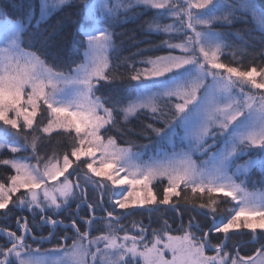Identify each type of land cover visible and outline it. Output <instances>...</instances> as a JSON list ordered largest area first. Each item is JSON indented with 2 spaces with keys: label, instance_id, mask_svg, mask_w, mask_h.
I'll use <instances>...</instances> for the list:
<instances>
[{
  "label": "snow or ice",
  "instance_id": "6c2138e0",
  "mask_svg": "<svg viewBox=\"0 0 264 264\" xmlns=\"http://www.w3.org/2000/svg\"><path fill=\"white\" fill-rule=\"evenodd\" d=\"M80 3L87 17L77 29L86 37L81 41L84 59L67 73L50 65L44 53L22 46L23 20L0 24V155L14 154L0 159V166L14 170L0 179V218L11 220L14 211L31 217L16 215L15 230L0 225V238H6L0 243V264H264V193L245 187L253 167L259 166L264 178V68L241 71L221 62L224 49L233 45L225 33L214 30L216 24L231 27L238 13L248 12L264 30V11H258L251 0H242L238 6L228 0ZM70 4L71 0L53 4L44 0L41 15ZM137 8L154 11L152 19L145 21L147 30L168 37L160 45L167 54L139 61L146 65L142 69L133 63L130 74L117 75L113 68L121 65H113L109 57L117 51L113 29L121 12L127 17ZM166 18L173 22L162 23ZM142 51L146 50L134 55ZM125 79L135 81L137 89L127 103L96 95L101 81ZM145 110L153 123H146L140 132L126 127ZM178 128L184 133L181 141L195 139L202 154L222 144L203 162L211 163L210 169L199 167L187 154L177 161L175 152L164 153L165 160L140 165L135 161L141 153L132 151L134 142L121 147L115 136L108 135L115 131L120 136L150 138L151 133L172 141L179 136ZM58 130L72 139L63 149L57 142L49 155L46 142L50 144ZM29 149L28 156L15 155ZM245 155L249 159L236 163ZM32 160L35 163L26 162ZM240 176L245 179L237 183ZM164 178L167 185L158 198L153 181ZM213 193L237 201L235 207L224 210L229 216L219 221L214 214L221 201ZM165 206L181 216V207L207 209L213 224L203 230L190 217L187 226L182 225L183 234L173 236L164 220L161 229H151V238L150 225L142 221L133 220L131 229L121 224L138 209L151 215ZM82 209H87L84 216ZM99 223L103 230L93 236ZM45 229L47 235L42 234ZM58 229H63V235H57ZM239 229L250 230L251 242L259 244L253 255H240L241 244L236 242L234 254L226 250L230 232ZM132 230L137 234L131 235ZM209 232L223 233L224 239L213 245ZM53 239L57 243L44 253L50 258H38L41 246ZM206 249L215 255H206ZM166 250L171 259L165 258Z\"/></svg>",
  "mask_w": 264,
  "mask_h": 264
},
{
  "label": "trees",
  "instance_id": "16d2710c",
  "mask_svg": "<svg viewBox=\"0 0 264 264\" xmlns=\"http://www.w3.org/2000/svg\"><path fill=\"white\" fill-rule=\"evenodd\" d=\"M229 3L235 5L238 0H228ZM258 4L264 9V0H258ZM39 0H0V20H23L26 31L23 33V47L30 51H38L44 53V59L50 65H54L57 71H63L67 73L70 68H74L76 64L83 62L84 46L81 41H86V37L82 33H78L77 29L80 27L81 22L85 21V9L80 0H71L70 5L63 6L61 9H56L46 18L40 19L38 17ZM154 11L144 8H137L135 12L127 13V17L121 12L120 22L114 27L115 32L114 40L117 51L115 53H109L110 60L113 65H121L119 68H113V72L117 75L127 76L130 74L132 69L129 65L135 63V67L138 69L144 68L146 65L139 63V61L147 59L148 57L159 56L166 54V49L160 47L161 42L168 39L164 34L150 33L147 30L145 21L152 19ZM239 19L233 22L231 27H223L220 24H216L214 27L215 31L225 33L227 35V41L233 45L231 48L224 49V54L221 58V62L228 64L229 66L237 67L241 71H247L252 66L260 71L264 68V56L260 55L261 51H264V30L258 29L253 19L248 13H238ZM171 18H166L162 23H172ZM243 37V41L238 39ZM244 41H247L245 44ZM155 49V50H150ZM142 51L140 55H134L138 51ZM126 61V62H125ZM259 81V77H257ZM102 87L100 91L96 93L98 96L111 98L114 100H122L127 103L128 99L135 97L137 89L136 82L130 80H123L117 83H105L101 81ZM121 124H123V118L120 117ZM46 123V120H45ZM146 123H153L151 113L147 110L141 112L138 117L131 118L130 122L126 127L135 129L137 132L143 130V126ZM156 127L163 128V123H156ZM108 135L115 136L117 143L121 146L128 147L127 141H132L136 146L133 147L134 152L141 153L142 156L146 157L154 154V150L159 148L167 147L166 139L161 140L156 137L155 134H149L150 138H145L142 135H132L129 133L125 136L118 135L117 132H109ZM71 137L64 134L62 131H57L52 134L51 143L46 146L48 154H51V149L57 147L59 142V148L63 149L67 146ZM219 144V143H218ZM147 147H144V146ZM217 147V146H216ZM31 150L21 151L15 154L18 157H24L30 155ZM43 152V150H42ZM255 152H253L254 154ZM252 154V155H253ZM12 153L4 151L0 155V159L13 158ZM246 160L245 157L241 156L236 163H243ZM28 163H35L34 160L26 161ZM10 174H14V170H10L7 167L0 166V179H4ZM245 179L244 176H240L237 182ZM167 185V180L164 178L161 181H153V191L159 198L162 194V189ZM245 187L249 190L262 191L264 189V178H262V169L259 166L253 167L250 170V174L247 177V183ZM187 195L191 198L192 193L190 190ZM214 196H218L221 203L217 205V211L214 214L217 221L221 217H228L229 213L224 211L225 209H232L237 205V202L233 201L231 197H225L223 193H213ZM207 202L205 201H196ZM72 209H75V204L72 205ZM3 211V210H0ZM122 210H117L120 212ZM181 213L165 207H161L158 212L149 214L146 210H136L133 215L126 216L121 220V224L131 229L132 221H142L144 226H149V237H151V229H161L163 227V221L167 220L171 227V235L178 236L183 234L181 231L182 225L187 226L190 217H195L203 230H208L213 224V214L207 209H196L193 210L191 207H181ZM208 213L205 215V213ZM87 209H82L80 212L81 216L86 215ZM16 215H28L27 212L20 213L14 211L11 220H3L0 218V225L10 226L15 230V216ZM101 215V213H97ZM68 213L63 214L66 223ZM226 222V220L224 221ZM82 226V230H83ZM97 231L92 232L93 236L100 234L103 230V223L96 225ZM48 229H45L42 233L47 235ZM199 236L202 233L196 229H192ZM260 230H257L259 234ZM243 233V234H242ZM41 234V233H38ZM131 235H136L137 231L132 230ZM57 235H63V229L57 230ZM69 236H72L71 231L68 232ZM123 235V233H120ZM228 248L226 249L230 253H235L233 243H240V255L250 256L253 255L255 249L259 246L257 243L251 242L250 230L239 229L232 230L229 234ZM6 238H0V243H4ZM209 239L213 245L219 243L224 239L223 233L209 232ZM71 240L66 243L71 244ZM264 242V239H262ZM57 243V239H53L51 243H44L41 246L40 252L49 250ZM36 247V245H33ZM207 251H211L207 249Z\"/></svg>",
  "mask_w": 264,
  "mask_h": 264
},
{
  "label": "rangeland",
  "instance_id": "374dc122",
  "mask_svg": "<svg viewBox=\"0 0 264 264\" xmlns=\"http://www.w3.org/2000/svg\"><path fill=\"white\" fill-rule=\"evenodd\" d=\"M43 2H44V0H39L38 17L40 19L46 18V16H48L50 14V12L54 11V10L50 9V10H48L47 15H45V16L42 17V15H41V5H42ZM47 2L49 4H53V3L56 2V0H47ZM241 2H242V0H238V2L235 3V5L238 6ZM251 2L256 5L258 11H264V9L259 6L258 0H251ZM113 3H115V0H109V4L110 5L113 4ZM248 14L253 19L255 26L258 29H261L260 25L253 18L252 14L250 12H248ZM85 19L87 20V17L86 16H85ZM6 21H19V20H7V19H4V20H0V24L5 23ZM162 55H165V54H162ZM83 58H84V55H83ZM177 132H179V136L175 137L172 141H169V140L166 139V141H167V147H164L163 149L162 148H159V149L154 150V154L153 155H149V156H146V157H144V156L141 155V157L139 159H137L135 162L137 164H140V165H145V164L152 163V162H154L156 160H161L162 161V160H165L166 159V156L164 155V153H167L168 156H171L173 154V152H175V153L178 154L177 157H176L177 161L181 158V155L182 154H187V155L191 156V159L194 160L199 167H201V168L207 167V168L210 169L212 167V164L209 163L208 165H205L203 162L209 160L211 154L213 152H216L220 147H222V144H220V143L218 144L217 143V145H216L217 147L212 148L207 154H202V152H201L200 148L198 147V144H197V142H196L195 139H192L191 141H189V140L181 141L180 137L184 135L183 130L178 128L177 129ZM207 143L208 144H211L212 141L209 139L207 141ZM173 144L175 145V147H173ZM121 147H126V146H121ZM256 155H257V153L255 152L253 154V156H256ZM97 156H99V153L97 154ZM243 157H245L246 160L249 159V156H247V155H245ZM234 168H235V165H233V170H234ZM123 175H124V173H121V176H123ZM60 179L62 180V177ZM237 183H239V182H237ZM137 191H141V189H140L139 186H137ZM249 192L257 193V194L258 193H264V189H262V191L252 190V191H249ZM235 202H237V201H235ZM178 236H180V235H178ZM149 238H151V237H149ZM33 248H35V247L33 246ZM52 248H50V249H52ZM45 252H46V250L38 253L37 254L38 255V258H41V259L50 258V257H47V256L44 255ZM206 255L211 256V255H215V253L212 250L211 251H207V249H206ZM165 258L166 259H171V253L168 252L167 250L165 251ZM137 259H139V258H137ZM141 264H142V261H141Z\"/></svg>",
  "mask_w": 264,
  "mask_h": 264
}]
</instances>
